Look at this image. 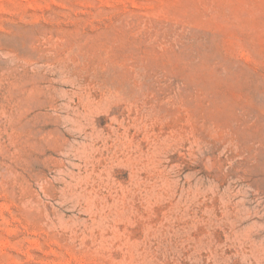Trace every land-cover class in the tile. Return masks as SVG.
I'll return each mask as SVG.
<instances>
[{"label":"rangeland","instance_id":"1","mask_svg":"<svg viewBox=\"0 0 264 264\" xmlns=\"http://www.w3.org/2000/svg\"><path fill=\"white\" fill-rule=\"evenodd\" d=\"M0 264H264V0H0Z\"/></svg>","mask_w":264,"mask_h":264}]
</instances>
